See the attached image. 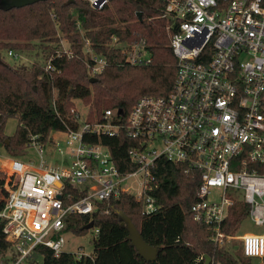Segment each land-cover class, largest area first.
I'll use <instances>...</instances> for the list:
<instances>
[{
  "label": "built area",
  "instance_id": "built-area-1",
  "mask_svg": "<svg viewBox=\"0 0 264 264\" xmlns=\"http://www.w3.org/2000/svg\"><path fill=\"white\" fill-rule=\"evenodd\" d=\"M83 1L100 11L111 0ZM160 1L159 17L175 58L166 95L140 97L124 122L113 110L88 120L89 110L72 107L64 131L51 132L45 142L28 136L25 161L0 154V224L10 244L0 253V264H30L38 246L59 257L65 253L68 219L91 215L121 194L140 201L143 215L157 212L151 193L158 184L151 168L158 159L198 174L190 214L194 223L210 228L216 247L236 239L242 256L264 261V233L236 237L223 231L238 203L247 206L246 218L264 226V0ZM85 44L84 62L94 76L107 62L88 40ZM60 45L43 64L49 76L59 73L53 59L75 57L69 43ZM109 46L129 66L152 61L145 40L128 43L112 36ZM6 57L22 59L16 52ZM120 132L134 142L127 156L135 168L126 173L102 142ZM214 190L221 192L218 199ZM93 232L96 236L98 230ZM71 254L76 260L90 257L81 249Z\"/></svg>",
  "mask_w": 264,
  "mask_h": 264
},
{
  "label": "trees",
  "instance_id": "trees-1",
  "mask_svg": "<svg viewBox=\"0 0 264 264\" xmlns=\"http://www.w3.org/2000/svg\"><path fill=\"white\" fill-rule=\"evenodd\" d=\"M161 8L160 0H111L100 11L91 9L83 0H38L10 8L0 4V152L18 157L24 154L29 135H38L45 142L51 132L64 131L65 123H70L73 99L92 105L88 120L94 115L100 117L104 110H113L124 122L140 97L166 95L175 77V58L165 21L159 17ZM80 30L90 47L107 62L92 83L84 62ZM112 36L128 43L145 40L151 50V63L142 67L127 65L121 52L109 46ZM61 37L69 42L75 57L53 59L59 73L49 76L44 73L43 62L61 48ZM8 52L33 56L34 63L11 65L5 58ZM54 99L59 116L54 113ZM10 119H17L18 125L8 136L5 126ZM102 142L120 172L135 168L127 156L134 142L123 132L115 138H102ZM151 172L158 184L151 193L159 205L157 212L143 215L140 201L121 194L99 204L91 215L68 219L67 233L87 234L84 227L90 221L92 230H98L90 257L76 260L65 252L55 258L50 249L38 246L30 264L38 260L40 264H205V256L211 259L209 264H257L242 256L240 247L237 256L226 247H216L209 240L210 228L192 221L190 207L196 201L197 173H185L182 166L164 159H158ZM247 209L238 203L230 210L224 233L235 232L246 218ZM125 220L147 245L157 250L153 261L138 254L128 238ZM2 228L1 223L0 253L4 254L10 244Z\"/></svg>",
  "mask_w": 264,
  "mask_h": 264
},
{
  "label": "rangeland",
  "instance_id": "rangeland-1",
  "mask_svg": "<svg viewBox=\"0 0 264 264\" xmlns=\"http://www.w3.org/2000/svg\"><path fill=\"white\" fill-rule=\"evenodd\" d=\"M6 1H9V0H6ZM12 1V0H10ZM1 3V6H7L9 5L10 2H4V0H1L0 1ZM166 32V31H165ZM167 35V34H166ZM80 37L83 38L82 40V50H85V48H87L88 46L85 44V41L87 39H85L83 37V32L80 30ZM61 43L60 44H65V45H68V41L64 38V37H61ZM169 42V41H168ZM22 56V59L19 63H22V64H32L34 63V57L31 56V58H28L26 54H21ZM5 58L6 55H5ZM85 60V58H84ZM6 61L9 63V64H13L14 61L7 58ZM44 63V62H43ZM86 66V65H85ZM89 74V73H88ZM90 78H94V76L90 75ZM92 106V105H91ZM90 104H85L83 101L81 100H78V99H73L72 101V105H71V108L72 107H75L77 108L78 110H81V111H87V110H90L91 108ZM18 125V121L17 119H10L9 121H7L6 123V126H5V133L10 136L13 132H14V129L15 127ZM53 134V133H52ZM0 154L2 155H5L7 157H11V156H8L6 154H4L3 152H0ZM26 155H27V152H26V149L24 151V154H22L21 156H18V157H11V158H17V159H20L22 161H25L26 160ZM29 155L34 159V156L31 152H29ZM35 158H36V155H35ZM52 164H54V162H52ZM2 178L3 175H1ZM212 194L214 195V197L216 199H218V197L220 196L221 192L217 191V190H214L212 192ZM264 233V226H258V225H255L251 220H249L248 218H245L244 220H242L240 222V224L238 225V228L237 230L232 233V235H235L236 237H238L239 235H249V234H262ZM95 238L94 236V232L93 230H89L87 234L85 235H82V236H76V235H73L71 233H67V232H64L63 233V240H64V244H63V250L65 252H68V253H74V252H77L78 249H81L83 252H85L86 254H91L92 251H93V246H92V243H93V239ZM227 249H229V251L237 256V249L238 247H240V244H239V241L238 240H230L229 243L226 245ZM241 254V253H240ZM253 263H257V264H263V262H259L257 260H253Z\"/></svg>",
  "mask_w": 264,
  "mask_h": 264
},
{
  "label": "water",
  "instance_id": "water-1",
  "mask_svg": "<svg viewBox=\"0 0 264 264\" xmlns=\"http://www.w3.org/2000/svg\"><path fill=\"white\" fill-rule=\"evenodd\" d=\"M38 0H12V1H6L4 2H10L7 6H1L2 8H10V7H23L28 4H32ZM71 1V0H70ZM138 18H140V14H137ZM1 62V61H0ZM95 79L90 78L89 82L92 83ZM120 113V111H119ZM124 219V218H123ZM126 227L128 230V238L131 241L132 245L135 247V249L138 251V254L144 258L146 261H153L156 258L157 250L149 245H147L143 239L141 238L139 232L135 229V227L128 221L125 220ZM93 228V222L90 221L88 225L84 227L85 230L89 231ZM205 264H209L211 259L208 256L204 257Z\"/></svg>",
  "mask_w": 264,
  "mask_h": 264
},
{
  "label": "crops",
  "instance_id": "crops-1",
  "mask_svg": "<svg viewBox=\"0 0 264 264\" xmlns=\"http://www.w3.org/2000/svg\"><path fill=\"white\" fill-rule=\"evenodd\" d=\"M91 254H92V253H91ZM91 254H90V255H91Z\"/></svg>",
  "mask_w": 264,
  "mask_h": 264
}]
</instances>
